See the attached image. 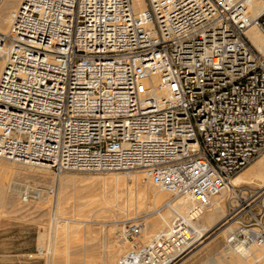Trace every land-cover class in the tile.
I'll list each match as a JSON object with an SVG mask.
<instances>
[{"label":"built area","instance_id":"built-area-1","mask_svg":"<svg viewBox=\"0 0 264 264\" xmlns=\"http://www.w3.org/2000/svg\"><path fill=\"white\" fill-rule=\"evenodd\" d=\"M264 0H22L0 33V159L57 172L136 173L199 208L119 264H171L231 188L229 243L264 247L261 194L233 181L264 157ZM25 195L24 200H27ZM247 196V195H246ZM258 203H257V202ZM233 223V224H235ZM252 231H254L252 233Z\"/></svg>","mask_w":264,"mask_h":264},{"label":"rangeland","instance_id":"rangeland-1","mask_svg":"<svg viewBox=\"0 0 264 264\" xmlns=\"http://www.w3.org/2000/svg\"><path fill=\"white\" fill-rule=\"evenodd\" d=\"M6 1H1L0 13H2L3 4ZM21 1L19 0L12 10L16 9ZM7 28L8 24L1 32H6ZM263 159L264 157L257 160L238 177H245ZM35 167L0 159L1 182L6 185L25 186L24 188L32 191L28 194L27 200H24L25 195H27L25 190L13 195V197L5 195V198L4 196L0 198V264H119L122 256L131 250L130 243L125 239L126 226L142 221L145 230L138 240L146 245L168 228H165V224L162 223L161 216L167 212L168 203L174 204L179 200L172 195L167 196L163 193V200L157 205L158 207L153 206L152 198L148 196L144 199V204L139 205L138 187L154 185L136 183L134 180L130 182L131 184L128 183L129 187L126 183L119 187L120 199L115 205L119 204L117 206L122 211L119 212L118 207L114 208L118 211L116 213L102 211L100 207L79 211L76 208L77 203L81 202L91 192L93 193L95 190L98 193L94 192V194H99L101 190L102 193H105L106 190L108 192L109 190L105 188L110 187L111 181L116 177L127 180L129 176H137V174L125 172L108 174L57 173L48 167H40L44 168L45 171L52 172L50 175H41L35 172L37 170L34 169ZM138 177L140 178V176ZM242 185L245 187L243 195L247 198L262 192L255 185L249 183ZM155 188L159 190L157 187ZM34 189L41 193L37 195ZM62 196L64 213H59L60 197ZM228 196L229 194L225 198L227 218L230 212V202L235 203L229 200ZM258 200L260 202H256L259 205H255L253 211L254 213H264V196ZM123 210L129 211V213L123 212ZM156 210H160L161 213H157ZM231 223L235 222L230 221ZM68 224L72 228L63 233V229ZM227 227V225H219L207 235V238L203 240L204 243L189 254L188 252L185 253L171 264H199L200 261L214 257L216 252L225 249L227 245L241 251L254 247L242 244L244 236L238 238L239 242L228 243V234H223ZM233 228L236 231L239 229V225L235 223ZM121 249L124 251L119 254Z\"/></svg>","mask_w":264,"mask_h":264},{"label":"bare ground","instance_id":"bare-ground-1","mask_svg":"<svg viewBox=\"0 0 264 264\" xmlns=\"http://www.w3.org/2000/svg\"><path fill=\"white\" fill-rule=\"evenodd\" d=\"M1 1L3 2V0H0V4L2 3ZM18 2H19V0H7L6 3L4 2V4H3L4 8H3V10L1 8L2 13H0V33H2L1 30H3L7 24L9 25L10 16L8 17V14L10 12L12 13L15 10V9L14 10H12V9L15 8V6L18 4ZM253 4L256 7H259L258 12H260L262 10V8L264 7L263 3L259 2V1H255ZM137 5H138V8H140V9L144 8L145 7L144 0H137ZM1 7H3V6H1ZM248 37H249L250 41L253 43V45L261 53L264 54V35L261 33V31H259L257 29V27H253L248 31ZM3 68H4V59H3L2 55L0 54V76L2 74ZM31 167H33V166H31ZM34 169H37V170H35V172L37 174H41V175H46V174L50 175L52 173V172L50 173L49 171H45L44 168H40V167H38V168L35 167ZM32 170H33V168H32ZM134 180L136 181V183H141V180L138 176H129L127 178V180H126V178H121V177L117 178L116 177V179L111 181L110 187L105 188V189L109 190L108 192L106 190L105 193H102L103 191L101 190L102 189L101 188L100 190L102 192L99 190L100 191L99 194H96L98 192H97V190H95L94 191V192H96L95 194H94V192L93 193L91 192L92 194L91 193L88 194L85 198L82 197L83 198L82 201L77 203L76 208L79 211H84L87 208L92 209L93 207H100V210H102V211H106V212H110V213H116V211L119 210V212H120V211H122V209L117 206L119 204L115 205V203H118L119 199H120V190H119L120 188L119 187L122 184L123 185L125 183L128 184ZM243 183H249L250 185H255V186L259 187V189H261V191H262L261 196L262 197L264 196V159L261 160L260 162H258L246 174L245 177H243V178L236 177V179L233 181V185H242ZM125 186H127V185H125ZM24 187L6 185V184H3V182H1V180H0V198L3 196L5 198V195H8V196L10 195L13 197V195L20 193L22 190H25L26 194H29L30 192L32 193V191H29V189L24 188ZM128 187H129V184H128ZM153 187L154 186H150V185H148L146 187L145 186L138 187V200H139L138 204L139 205H143L144 199L146 198V196H148V197L152 198L153 206L158 207L157 205L160 202H162V200H163L162 199L164 197L162 195L163 193H165V195H167V196L171 195L168 192L162 191L158 187L157 188L159 190H156V188H155L156 186L154 188ZM35 192L37 195L39 193H41L40 191L38 192L37 189L35 190ZM35 192H33V193H35ZM100 193H102V194H100ZM230 193H231V188L228 191H226L225 193L212 198L210 200L209 205L202 211L201 217H200V222L198 225V232H199L200 238H199L198 242L196 244L192 245V247L187 251L188 254L193 249L197 248L199 245L204 243L203 240H205L207 238V235L212 230H214L216 227H218L219 225H221V226L227 225L228 226L227 229L223 231V234H228L227 238H228V243H229L230 234L233 231H235V229L233 228L234 224H232V223L230 224V223L226 222L227 217L225 214V198H227V195L228 194L230 195ZM32 197H34V196H32ZM79 199H81V198H79ZM63 200H64L63 196L60 197L61 205H60L59 213L63 212V208H62ZM150 202H151V199H150ZM152 203H151V205H152ZM65 204L66 203L64 202V205ZM167 205H168L167 212H165V214H163L161 216V219L163 221L162 223L165 224V228H167V227L169 228L172 225L171 222H172V219L174 218L173 213H181L183 215H186V214H189L190 212H193L194 210L199 208L195 203H193L187 199H184V198H180L174 204L168 203ZM116 207H118L117 210L114 209ZM129 208H131V207H129ZM149 208H150V206H149ZM156 211H157V213H161L160 210H156ZM123 212L129 213V211H126V210L125 211L123 210ZM222 223H224V224H222ZM74 227H76V226H74ZM71 228H72V226L70 224H68V226H66L63 229V233L66 231H69ZM167 229H164V230L166 231ZM162 231H163V229H162ZM253 232L254 231H252V233ZM40 238H42V237H40ZM61 239H62V237H61ZM123 251H124V249H121L119 251V254H122ZM127 255H128V253L126 255H123L121 260H123ZM256 259H260V260H256ZM254 260H256V261H254ZM257 263H259V264L264 263V247H261V248L252 247V248L246 249L244 251H241V250H238L237 248H235L231 245H227V247L225 249H223L219 252H216L214 257H211L205 261L203 260L202 262L200 261L199 264H257Z\"/></svg>","mask_w":264,"mask_h":264}]
</instances>
